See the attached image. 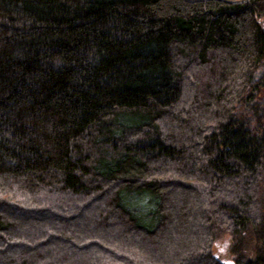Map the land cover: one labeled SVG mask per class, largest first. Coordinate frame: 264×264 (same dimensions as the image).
I'll return each instance as SVG.
<instances>
[{
  "label": "trees",
  "instance_id": "trees-1",
  "mask_svg": "<svg viewBox=\"0 0 264 264\" xmlns=\"http://www.w3.org/2000/svg\"><path fill=\"white\" fill-rule=\"evenodd\" d=\"M0 264H264V0H0Z\"/></svg>",
  "mask_w": 264,
  "mask_h": 264
},
{
  "label": "rangeland",
  "instance_id": "rangeland-1",
  "mask_svg": "<svg viewBox=\"0 0 264 264\" xmlns=\"http://www.w3.org/2000/svg\"><path fill=\"white\" fill-rule=\"evenodd\" d=\"M131 122H132L131 120L128 121V123H131ZM130 198H131L130 196L124 195L123 196V202L129 210H132L133 212L137 213L138 216H141L140 213L144 212V211H142V206L148 205L149 209H151L152 211H154L156 206H157V200L151 195L145 196L144 201L141 202L139 205L138 204H131ZM150 213L151 212L149 210H146V212L140 217V220L142 221L141 224H143L145 226L149 224V222L146 221V217ZM227 245H228V238L222 239L218 245V249L223 250L224 248L227 247Z\"/></svg>",
  "mask_w": 264,
  "mask_h": 264
}]
</instances>
